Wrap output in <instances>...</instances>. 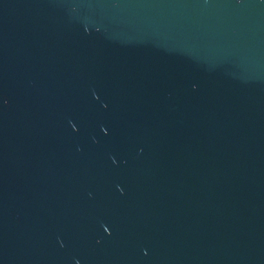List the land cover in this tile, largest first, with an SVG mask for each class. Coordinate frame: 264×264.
I'll use <instances>...</instances> for the list:
<instances>
[{"label": "water", "instance_id": "water-1", "mask_svg": "<svg viewBox=\"0 0 264 264\" xmlns=\"http://www.w3.org/2000/svg\"><path fill=\"white\" fill-rule=\"evenodd\" d=\"M0 264H264V0H0Z\"/></svg>", "mask_w": 264, "mask_h": 264}]
</instances>
